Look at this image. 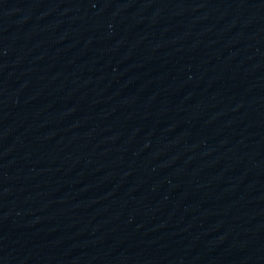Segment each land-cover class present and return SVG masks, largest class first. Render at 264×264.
<instances>
[{
    "label": "water",
    "instance_id": "1",
    "mask_svg": "<svg viewBox=\"0 0 264 264\" xmlns=\"http://www.w3.org/2000/svg\"><path fill=\"white\" fill-rule=\"evenodd\" d=\"M0 264H264V0H0Z\"/></svg>",
    "mask_w": 264,
    "mask_h": 264
}]
</instances>
